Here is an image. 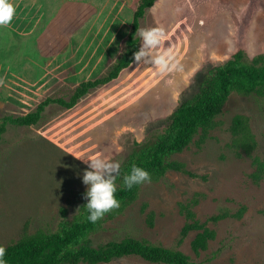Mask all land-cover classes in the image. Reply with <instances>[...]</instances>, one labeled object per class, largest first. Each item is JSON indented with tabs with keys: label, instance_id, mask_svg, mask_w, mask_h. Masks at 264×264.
Masks as SVG:
<instances>
[{
	"label": "rangeland",
	"instance_id": "374dc122",
	"mask_svg": "<svg viewBox=\"0 0 264 264\" xmlns=\"http://www.w3.org/2000/svg\"><path fill=\"white\" fill-rule=\"evenodd\" d=\"M140 0H0V127L47 98L69 100L83 82L107 74L124 50ZM140 55L119 79L74 108L49 105L35 126L6 124L0 141V244L24 233L57 232L84 216L89 194L110 185L134 142L166 127L198 91L200 78L245 45L264 56V0H157L141 20ZM248 119L254 146L237 145L233 118ZM201 145L173 154L195 174L146 181L138 198L91 236L95 245L132 237L206 264H264V94L233 93ZM188 206L217 233L199 255L183 240ZM244 208L243 215H235ZM153 214L152 224L149 223ZM226 214L218 223L209 219ZM84 264V263H80ZM104 264H152L136 256Z\"/></svg>",
	"mask_w": 264,
	"mask_h": 264
},
{
	"label": "trees",
	"instance_id": "16d2710c",
	"mask_svg": "<svg viewBox=\"0 0 264 264\" xmlns=\"http://www.w3.org/2000/svg\"><path fill=\"white\" fill-rule=\"evenodd\" d=\"M156 2L139 1L124 50L107 74L78 85L69 100L47 98L26 115L9 116L0 127V141L7 123L35 126L42 120L49 105L58 104L65 109H72L93 90L119 79L140 55L141 20ZM245 52V45L241 44L237 53L223 67L211 69L203 75L196 94L183 100L170 114L161 133L145 143L134 142V149L126 163L118 167L112 183L102 185L89 194V205L84 216L61 223L57 232L24 233L11 245L0 244V264H104L128 256H136L152 264H206L192 261L179 250L153 244L145 239L128 237L95 245L91 236L101 231L105 222L121 214L138 198L144 182L159 181L172 171L196 177L183 163L171 160V156L183 152L194 142L197 145L205 142L231 94H264V56L248 61ZM231 131L237 145L245 150L253 148L254 139L246 117H234ZM254 163L256 171L252 178L260 181L264 177V161L256 158ZM182 209L189 222L182 229L181 240L191 231H197L191 248L199 255L208 249L217 233L208 227L207 222L198 221L188 206ZM244 211L242 208L235 217H241ZM226 217V214L217 215L209 221L218 223ZM152 219L153 214H150V224Z\"/></svg>",
	"mask_w": 264,
	"mask_h": 264
}]
</instances>
